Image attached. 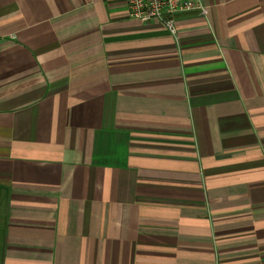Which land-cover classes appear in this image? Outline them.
Masks as SVG:
<instances>
[{
    "label": "crops",
    "instance_id": "1",
    "mask_svg": "<svg viewBox=\"0 0 264 264\" xmlns=\"http://www.w3.org/2000/svg\"><path fill=\"white\" fill-rule=\"evenodd\" d=\"M199 2L0 0V264H264V0Z\"/></svg>",
    "mask_w": 264,
    "mask_h": 264
},
{
    "label": "built area",
    "instance_id": "2",
    "mask_svg": "<svg viewBox=\"0 0 264 264\" xmlns=\"http://www.w3.org/2000/svg\"><path fill=\"white\" fill-rule=\"evenodd\" d=\"M127 19L141 24L161 22L174 33L176 16L201 9L199 0H124Z\"/></svg>",
    "mask_w": 264,
    "mask_h": 264
}]
</instances>
